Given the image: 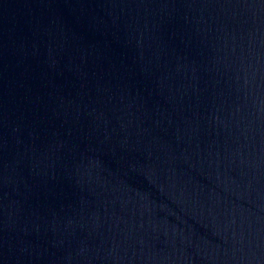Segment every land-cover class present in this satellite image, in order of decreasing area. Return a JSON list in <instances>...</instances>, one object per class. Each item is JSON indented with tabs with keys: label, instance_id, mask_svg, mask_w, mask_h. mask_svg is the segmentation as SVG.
<instances>
[{
	"label": "water",
	"instance_id": "95a60500",
	"mask_svg": "<svg viewBox=\"0 0 264 264\" xmlns=\"http://www.w3.org/2000/svg\"><path fill=\"white\" fill-rule=\"evenodd\" d=\"M0 264H264V0H0Z\"/></svg>",
	"mask_w": 264,
	"mask_h": 264
}]
</instances>
